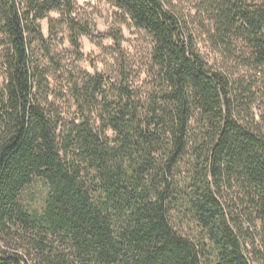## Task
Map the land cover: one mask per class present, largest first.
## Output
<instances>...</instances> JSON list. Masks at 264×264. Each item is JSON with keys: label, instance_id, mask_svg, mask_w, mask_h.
<instances>
[{"label": "trees", "instance_id": "1", "mask_svg": "<svg viewBox=\"0 0 264 264\" xmlns=\"http://www.w3.org/2000/svg\"><path fill=\"white\" fill-rule=\"evenodd\" d=\"M107 1L152 37L147 89L121 60L127 82L75 83L62 124L31 44L63 0H0V264H264V0H194L248 76L210 65L177 0Z\"/></svg>", "mask_w": 264, "mask_h": 264}, {"label": "rangeland", "instance_id": "2", "mask_svg": "<svg viewBox=\"0 0 264 264\" xmlns=\"http://www.w3.org/2000/svg\"><path fill=\"white\" fill-rule=\"evenodd\" d=\"M25 1L19 0L23 7L27 6ZM67 1L63 0L64 10H52L45 18L37 20L44 40H33L31 44L33 60L46 71L48 101L62 124L78 122L82 117V110L72 93L75 83H82L88 76L103 75L106 90L110 92L115 86L127 82L126 76L121 72V60L127 63L129 83L134 87L147 89V71L153 52L152 37L135 26L129 15L114 3L107 0H70L69 13ZM177 1L181 9L190 14L188 19L196 48L210 65L215 68L230 65L235 74L248 76L244 69L231 61L227 62L221 52L212 46L205 28L195 17L194 0ZM113 33L121 34L123 56H120L110 38ZM76 39L79 46L76 45ZM2 50L0 45V88L5 77ZM250 79L252 81L256 78L249 77L248 80ZM262 84L259 80V88ZM260 89L258 102L254 106L255 114L264 110V89ZM109 135L112 136L111 131Z\"/></svg>", "mask_w": 264, "mask_h": 264}]
</instances>
